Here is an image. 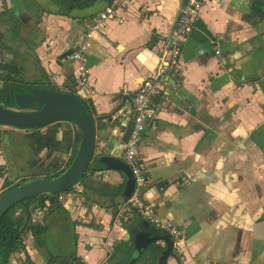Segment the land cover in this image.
Instances as JSON below:
<instances>
[{"label": "crops", "instance_id": "1", "mask_svg": "<svg viewBox=\"0 0 264 264\" xmlns=\"http://www.w3.org/2000/svg\"><path fill=\"white\" fill-rule=\"evenodd\" d=\"M95 1L0 0V48L10 51L2 42L13 48L46 87L92 103L99 126L90 186L111 196L112 188L124 191L112 207L64 194L66 229L77 234L85 264H117L130 247L123 240L127 227L141 218L129 202L137 194L134 182L132 196L125 195L133 176L122 159L134 129L132 100L143 80L165 64L186 0H121L104 22L101 12L83 19L54 12L59 5L84 8ZM200 1L180 65L165 76L157 118L141 142L140 157L154 183L142 188L137 201L151 205L183 237L182 254L173 249L166 264H264V0ZM77 48L89 75L84 84L76 79V64L61 60ZM77 143L63 147L60 161L73 157ZM7 167L0 156V176ZM49 211L34 210V223ZM24 239L41 263L32 232ZM155 245L160 253L165 249L164 242ZM149 248L152 259L145 264L155 263ZM14 255L25 258L22 250Z\"/></svg>", "mask_w": 264, "mask_h": 264}, {"label": "water", "instance_id": "2", "mask_svg": "<svg viewBox=\"0 0 264 264\" xmlns=\"http://www.w3.org/2000/svg\"><path fill=\"white\" fill-rule=\"evenodd\" d=\"M113 1L97 0L84 8L76 5L71 7L59 5L54 12L58 15L83 19L103 12ZM50 9H54L53 6ZM73 53L62 56V62ZM1 85L0 90L2 89ZM5 88L6 94L3 100L5 104L0 101L1 127L11 131H35L58 123H67L75 127L79 135L73 157H71V164L64 169L62 174L52 179L36 178L30 180L0 196V223L11 208L23 201L40 195L49 197L57 195L59 201V206H57L59 208L50 209L49 214L39 224H35L33 221L32 214L34 210L32 208L27 210L28 215L30 214L28 217L32 226L42 228L40 238L43 246H38L39 254L38 252L35 254V258L39 259L41 263H36L25 243L22 249L16 251L18 254L21 250L25 253V258H21L18 264H85L77 253V234L66 229L69 212L63 206L64 194L72 191L74 197L81 204L89 200L101 207H112L115 204V197L121 196L124 191L123 188L110 189L114 197L99 192L90 186L89 170L96 153L99 124H97L94 115L88 110L80 97L74 93L58 91L55 88L51 90L25 89L23 92L14 91L8 85H5ZM133 182L134 180L130 179L125 188V195L129 198L134 193ZM46 208L49 210L48 207ZM62 210L65 212H60ZM53 211L59 212L54 213ZM127 228L126 237L123 240L130 247L117 264H138L139 262L145 264V261H151L152 255L148 254L151 251L149 247L154 250L157 248L155 244L160 242H164L165 249L155 259V263L152 264L167 263V260L173 254L174 241L172 238L155 233V228L143 219L141 220V218L140 221ZM97 229L101 232L108 231L107 228L100 229L98 227ZM120 230H124V228ZM108 232L110 233L111 230ZM106 237L107 234H104V242ZM101 246L104 247L105 243H102ZM64 247H71V250L64 254L60 250ZM12 255L14 254H11L10 264ZM67 259L69 260L68 263L64 261Z\"/></svg>", "mask_w": 264, "mask_h": 264}, {"label": "flooded vegetation", "instance_id": "3", "mask_svg": "<svg viewBox=\"0 0 264 264\" xmlns=\"http://www.w3.org/2000/svg\"><path fill=\"white\" fill-rule=\"evenodd\" d=\"M4 38H5L4 32L0 24V41L1 39L3 40ZM2 45L5 49H8L10 51L7 52L6 50L4 52L0 48V65L10 66L11 69L15 70L13 73L10 72L9 74L8 73L1 74L2 72L0 70V74L3 76L2 78L3 80H0V84H2L1 85L2 89L0 90V101H2V103H4L3 100L6 94L5 85L7 84L11 89L18 92H23L25 89H35V88H40L42 90H49L46 88L52 87V86L46 87V85L44 84L46 80L43 79L41 76H39L40 74L35 68L25 69L22 63V59L20 62V59L14 56L15 54L12 55L13 52H11V50H13V48L9 47V45H7L4 42H2ZM76 79L80 83V80L78 79L77 75H76ZM64 124L67 123H58L46 127L44 129L35 130V131H11L4 128L0 129V156L8 164L7 169L3 172V175L0 176V196L25 182H28L36 178H45V176H49L53 173H56L58 170L55 167L64 168L69 163L71 157L68 158L67 161L62 162L58 157V153L63 149V147H65V149L67 150L69 147H71L72 143L75 144L78 136L76 138V134H75L76 131H74L73 127L72 128L69 127V130L68 129L65 131L62 130L61 135H58L57 133L58 127L63 126ZM48 128L49 129L57 128V129H55L54 130L55 132H53V134L48 137L46 142L44 141L42 136L38 135L39 134L38 132L42 130H46ZM10 154L11 157L9 158L8 156H10ZM48 160L49 163L51 162V165L50 168L48 169L49 171L44 172L45 170H43V165L46 164ZM33 162H35V164H33ZM30 165H33V167H30ZM25 168L26 169L28 168L27 170L29 172L27 171L28 173L24 175L21 169H25ZM11 172L17 174L14 180H12L11 175H9L11 174ZM36 198H38V196L32 199H36ZM29 200L23 201L17 204L16 206H14L13 208H11L4 215L2 221L6 216H8L13 220L20 221L22 220V217L24 218L26 216L27 213L26 211L28 208H32L33 210H36L37 207L35 208L34 206L35 203L29 205L28 203ZM29 231L30 230L26 232ZM26 232L21 233L22 240L25 238ZM166 236L169 235L166 234ZM0 239L5 240V236H1ZM33 239H34L33 240L34 245L38 248V240L36 236L33 235ZM2 245L3 243H1L0 241V264H4V258H2V254H1Z\"/></svg>", "mask_w": 264, "mask_h": 264}, {"label": "built area", "instance_id": "4", "mask_svg": "<svg viewBox=\"0 0 264 264\" xmlns=\"http://www.w3.org/2000/svg\"><path fill=\"white\" fill-rule=\"evenodd\" d=\"M121 0H114L112 4L99 15V21L104 22L115 16L121 5ZM202 8L200 0H186L181 6L178 18L174 23L171 34L169 52L165 54V64L162 65L159 74L150 76L143 80L137 93L133 97L134 129L131 133L128 145L125 147L122 159L124 164L130 169L134 180V186L137 194L142 188L150 187L154 183L146 172L144 164L140 157L141 142L148 126L157 118L158 99L163 95L166 84L165 76L180 65V56L185 36L191 30L199 11ZM63 61H69L76 64L77 76L80 83L89 81L88 70L82 52L76 51L69 58ZM102 172L96 173L93 177H101ZM132 198L129 202L135 209V212L141 219L148 221L161 228L174 241V252L180 256L183 252L184 241L179 230L173 226L164 223L155 213L154 208L149 204H139V196ZM138 200V201H137Z\"/></svg>", "mask_w": 264, "mask_h": 264}, {"label": "trees", "instance_id": "5", "mask_svg": "<svg viewBox=\"0 0 264 264\" xmlns=\"http://www.w3.org/2000/svg\"><path fill=\"white\" fill-rule=\"evenodd\" d=\"M0 70L2 72L1 74H3V73L9 74L10 72L13 73L15 71L14 69H11L10 66H6V65H0ZM1 74H0V80H3L2 79L3 76ZM52 88L53 87H49L46 89L51 90ZM82 102L85 104V106L88 108V110L93 115H95V110L92 106V103H90L89 101H86V100H82ZM78 140H79V135H78ZM71 161H72V158L70 159L69 163L64 168L63 167H58V168L55 167L58 171L56 173L49 175V176H45V178L46 179H52V178L58 177L60 174L63 173L64 169L71 164ZM50 165H51V162L49 163V160H48L46 162V164L43 165V170H45L44 172L49 171L48 169L50 168ZM124 166L126 167L125 164H124ZM90 170H91V167H90ZM53 196L49 197L47 195H40L36 199H30L28 203H29V205L35 203L34 204L35 208L37 207L40 209H44V208L48 207L49 209L54 210L56 208H59V207H57V206H59V201H58L57 195H53ZM28 216H30V214L28 215V213H26V216L24 218L22 217V220H20V221L13 220V219L9 218L8 216H6L2 221V223L0 225V237L5 236V240L0 239V241H1V243H3L1 254H2V258H4V264H10L11 254H14L16 251L22 249V247L24 246L25 242H24V239L22 240V238H21V236H22L21 233H24V232L30 230L32 232V234L34 236H36V238L38 240V246H40V247L43 246L42 240L40 238V235L42 233V228L39 226L37 228H34L32 226V224L29 222ZM160 250H161V248H159V247L152 250V254L154 256V259L158 258L159 254H160ZM64 261L66 263L69 262L68 259L64 260Z\"/></svg>", "mask_w": 264, "mask_h": 264}, {"label": "rangeland", "instance_id": "6", "mask_svg": "<svg viewBox=\"0 0 264 264\" xmlns=\"http://www.w3.org/2000/svg\"><path fill=\"white\" fill-rule=\"evenodd\" d=\"M69 127H73V126H70V125H68V124H64L63 126H59L58 127V129L57 128H48V129H46V130H42V131H40V132H38L39 134V136H42L43 137V139H44V141H46L47 142V139H48V137L49 136H51L52 134H53V132H55L54 130L55 129H57V133H58V135H61V133H62V130H69ZM74 128V131H76L75 132V134H76V138H77V136H78V132H77V130L75 129V127H73ZM72 131V130H71ZM57 135V136H58ZM78 139V138H77ZM45 142V143H46ZM9 158L11 157V154H10V156H8ZM33 164H35V162H33ZM26 165V164H25ZM30 167H33V165H30ZM28 169V168H27ZM26 168L25 169H21L22 170V172L24 173V175L26 174V173H28L29 171L27 170ZM28 171V172H27ZM22 173V174H23ZM9 175H11V179L12 180H14L15 178H16V176H17V174H14L13 172H11V174H9ZM60 250H61V252L62 253H64V254H67L70 250H71V247H64V248H60ZM20 259H21V257L19 258L17 255H14L13 257H12V259H11V264H18L19 262H20Z\"/></svg>", "mask_w": 264, "mask_h": 264}]
</instances>
